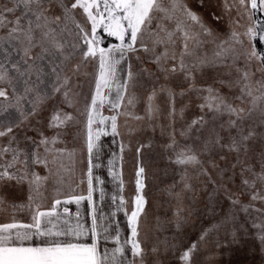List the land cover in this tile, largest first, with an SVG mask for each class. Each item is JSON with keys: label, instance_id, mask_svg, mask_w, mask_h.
<instances>
[{"label": "snow or ice", "instance_id": "snow-or-ice-1", "mask_svg": "<svg viewBox=\"0 0 264 264\" xmlns=\"http://www.w3.org/2000/svg\"><path fill=\"white\" fill-rule=\"evenodd\" d=\"M223 7L229 14V31L221 39L184 0L0 3V185L26 184L28 188L27 203H11L12 215L0 221V264H146L147 235H141V221L147 215V166L141 159L144 145L135 149V195L129 200L124 195L126 144L121 117L125 127L128 117L150 124L167 119L162 128L172 131L165 147L172 151L171 162L183 169L184 189L191 190L192 182L201 176L211 180L202 166V154H213L218 148L234 153L232 168L240 165L241 171L239 196H249V202L242 204L231 191L226 190L225 195L233 208L255 214L252 218L258 223L253 226L259 229L264 252V51L257 54L245 46V37L264 41V22L245 26L240 19L245 13L252 19L257 8L264 9V0H225ZM232 9L236 18L230 15ZM209 37L215 46L210 53L204 48ZM108 38L115 42L104 46ZM141 53L154 70L133 71L132 58L143 62ZM221 66L227 69V79L219 72ZM145 74L147 81L143 80ZM82 78L89 81L87 93L82 90ZM149 82L151 87L146 86ZM216 83L226 85L228 91L221 92L214 87ZM137 85L139 93L131 90ZM193 94L201 114L186 127L181 124L177 138V119L182 120L187 105L196 102L191 99ZM186 97L187 104L183 103ZM138 103L142 114L128 110ZM33 120L51 135L33 126L39 140L24 135L31 144L22 145L20 130L26 132ZM68 135L82 141L80 185L86 184V189L76 193L54 186L48 198L49 178L55 185L64 182L60 174L66 155L75 162L77 149H68L63 139ZM109 136L113 144L119 141V151L110 149L107 164L102 165L98 162L102 137ZM61 143L65 146H59ZM35 165L43 166L47 174L40 175ZM212 165L217 167L214 161ZM102 166L116 189L107 214L95 198L98 192L102 203L106 195L105 181L96 174ZM175 196L180 200L181 193ZM6 203L0 197V211L5 213ZM68 203H75V213ZM24 209L26 220L15 215ZM179 211L177 207V228L183 220ZM120 212L127 220L126 237L115 221ZM208 231L187 247L165 241V248L173 253L182 249L180 264H201L196 252ZM101 240L106 242L103 249ZM151 252H158L156 245Z\"/></svg>", "mask_w": 264, "mask_h": 264}, {"label": "rangeland", "instance_id": "rangeland-1", "mask_svg": "<svg viewBox=\"0 0 264 264\" xmlns=\"http://www.w3.org/2000/svg\"><path fill=\"white\" fill-rule=\"evenodd\" d=\"M4 2L5 0H0V3ZM184 2L194 12L198 13L209 27L220 33L221 39L227 35L229 31V14L225 12L223 7L225 0H184ZM228 3H232V0H228ZM16 15H19V12ZM230 15L236 18V10L232 9ZM217 16L222 17V20H217ZM240 19L241 24L245 26L255 22H264V9L257 8L254 11L252 19H249L246 13ZM206 39L209 42L204 45V48L210 53L215 46L210 42V37ZM108 42L115 41L112 38H108L104 46ZM245 46L249 50L254 48L257 54L264 51V41H261L258 37L255 40L245 37ZM141 59L143 62L137 61L135 56H133V71L138 72L145 67L154 70L155 66L144 59L142 53ZM253 63L258 64V61H253ZM219 72L224 79L228 78L225 67L221 66ZM143 80H148L146 74ZM207 83H212V80L208 79ZM146 86L151 87V82ZM214 87L219 88L221 92L226 93L228 91L226 85L216 83ZM88 89V79L82 78L83 92L87 93ZM131 90L137 93L141 91L139 85ZM191 99L196 101L195 94L191 96ZM187 100L188 97L184 99L183 103L187 104ZM197 103L198 101L188 104L185 108L184 118L182 120L180 118L177 119L175 125L177 138H179L181 124L186 127L194 117L201 114L200 109L196 106ZM179 107L180 103L177 104V108ZM128 110L134 114L143 113V107L139 103L135 107H130ZM105 114H108L107 110H105ZM224 119L226 120L227 116ZM124 121L125 118L121 117L123 140L126 144L123 164V178L125 181L124 195L129 200L135 195V165L137 159L135 149L140 144L144 145L141 149V159L147 166V177L144 189V194L147 199V215L141 221V235H147L145 242L148 249L146 264H155L157 260L161 264H180L179 253L182 249L178 247L173 253L172 251L166 250L164 242L177 243L187 247L193 241H197L205 229L209 231L205 239L200 241L198 251L196 252V259L201 264H264V252L261 250L262 245L259 239V229L253 226L254 222L258 223V220L254 221L252 218L255 214L253 213L252 216H249L243 210H240L239 207L233 208L231 202L225 195L227 190L239 196L241 171L240 165H237L234 170L232 168L235 162V154L229 153L226 148H218L213 154H202L200 157L203 162L202 166L210 173L211 180L207 176H201L198 181L194 180L192 182L193 188L191 190L184 189L183 183L181 182L183 169L171 162L169 158L172 156V151L165 147L169 142L172 131L171 128H162V125L168 124L167 119L158 118L150 124L147 120L137 121L132 117H128L127 127L124 126ZM33 126L41 127L45 134L51 135L50 130L37 125L36 120H33L32 126H29L26 132L24 129L20 130L22 145L25 143L31 144V141L24 140V135L32 137L36 141L39 140V135L33 130ZM70 127L75 129L76 126ZM195 137L196 134L193 133L192 139L195 140ZM63 139L68 149H77L75 162L66 155L63 162L64 168L60 174V178L64 182L61 185H55V181L50 177L46 187V196L48 198L52 197V189L54 186L60 187L62 191H75L76 193H79L82 188L86 189V184L80 185V178L84 167L81 164L79 153L82 141H74L71 135ZM102 141L103 146L100 150V160L98 162L106 165L111 151H119V141L113 144L111 136L102 137ZM59 146L64 147L65 144L61 143ZM221 156L226 157V159H221ZM213 161L217 165L215 168L212 165ZM35 170L42 176L47 174L41 165H35ZM221 170H224L223 175H221ZM96 174L100 175L105 181L103 187L105 188L106 195L102 203L99 202L98 192L95 194V198L98 201L100 210L107 214L111 211V194L116 189L111 178L108 176L106 167L102 166L97 169ZM211 181H215V184ZM177 192L181 193L180 200H177L175 196ZM0 197L7 202L6 206L8 207L7 213L0 211V221H2L6 215H12L11 203H27V185L21 186L15 183L12 185H0ZM239 199L242 204L249 202V196L247 195L239 196ZM256 204L257 207L260 206L258 201ZM177 207L180 209L179 215L183 217L179 228L176 226ZM15 215L21 219H27V209L17 210ZM115 221L119 223L126 237L128 228L127 220L123 212L117 214ZM115 227L116 223L113 222L111 224L113 234ZM233 233L235 234V239L233 238ZM103 244H105V241L101 240L100 246ZM153 245H156L158 248L156 254L151 252ZM110 246H113L112 242Z\"/></svg>", "mask_w": 264, "mask_h": 264}, {"label": "crops", "instance_id": "crops-1", "mask_svg": "<svg viewBox=\"0 0 264 264\" xmlns=\"http://www.w3.org/2000/svg\"><path fill=\"white\" fill-rule=\"evenodd\" d=\"M85 207H86V204L84 205ZM67 207H69V209H70V211L72 212V213H75V211H76V205H75V203H68L67 204ZM26 220V219H25ZM122 236L123 237H125V233L122 231ZM106 243V242H105ZM110 241L107 243L108 244V246H110ZM105 244H103V245H101V247L102 246H104ZM111 247V246H110Z\"/></svg>", "mask_w": 264, "mask_h": 264}]
</instances>
